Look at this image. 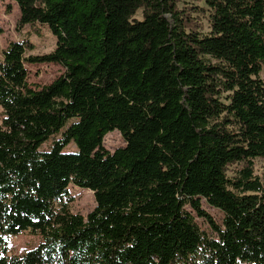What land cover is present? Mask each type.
Wrapping results in <instances>:
<instances>
[{"label": "trees", "instance_id": "16d2710c", "mask_svg": "<svg viewBox=\"0 0 264 264\" xmlns=\"http://www.w3.org/2000/svg\"><path fill=\"white\" fill-rule=\"evenodd\" d=\"M14 1L19 28L47 26L57 47L11 43L0 63V264H264V0ZM27 64L65 73L32 88ZM70 185L93 192L86 217ZM22 233L41 241L14 255Z\"/></svg>", "mask_w": 264, "mask_h": 264}, {"label": "rangeland", "instance_id": "374dc122", "mask_svg": "<svg viewBox=\"0 0 264 264\" xmlns=\"http://www.w3.org/2000/svg\"><path fill=\"white\" fill-rule=\"evenodd\" d=\"M0 1V26L3 29V34L0 35V63L3 60L4 51L11 43H31L34 49L32 51H28V55L49 54L56 49L57 39L52 35L47 26L35 24L19 28L18 21L20 20L21 14L17 3L14 0ZM179 7L181 9L184 7H196L207 10L205 3L200 0H179ZM9 8H11V10H9ZM195 17L203 25L204 33H207L209 31L207 20L208 14L205 16L204 13H196ZM135 19L138 21L143 19V10L138 11ZM26 68L29 73L28 83L32 88H42L50 85L65 73V68L58 64H27ZM260 78L264 81V67ZM2 117V109L0 108V122ZM61 138V136L52 138L49 142L42 146L41 151H49L55 142ZM125 146L126 142L118 131L108 134L104 139V147L110 153H114L116 150L124 148ZM65 152L75 153L77 152V148L74 144H71L65 149ZM236 169V167L232 168L230 172L231 176L234 174ZM255 174L259 176L264 183V159L255 160ZM68 191L70 197L73 199V201L69 203L70 210L73 214H79L86 217L96 208L97 205L93 192L75 187L73 185L69 186ZM202 208L210 214L218 224H222L223 214L219 210L210 207L205 201H202ZM186 211L192 215L195 223L201 231L210 237H216V234L212 231L207 221L203 218H199L190 206L186 207ZM8 241L12 254L23 255L34 249L40 243L41 238L30 233H22L17 236H11Z\"/></svg>", "mask_w": 264, "mask_h": 264}]
</instances>
